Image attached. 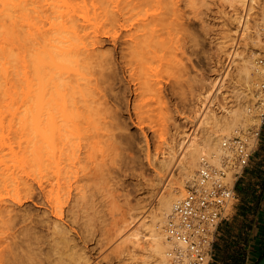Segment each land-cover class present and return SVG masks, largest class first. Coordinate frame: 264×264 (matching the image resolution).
<instances>
[{
  "label": "bare ground",
  "instance_id": "obj_1",
  "mask_svg": "<svg viewBox=\"0 0 264 264\" xmlns=\"http://www.w3.org/2000/svg\"><path fill=\"white\" fill-rule=\"evenodd\" d=\"M27 1L0 0V16L6 19L0 17L3 18L0 21V130L8 123V133L1 131L0 141L7 140L13 132L26 136L25 142L16 146L17 153L12 147H9V153L20 156L19 161H36L38 172L37 178L27 172L30 177L26 174L17 181L12 180V188L0 195V264H89L87 244L95 242L92 247L96 248L102 238V241L109 238L110 235L106 236L109 232L115 237V240L112 236L107 238L110 242L111 238L112 242L114 240L113 248L112 242L101 243L109 244V251H118L129 244L131 250L122 249L120 253L127 252L120 257L131 260V264H176L169 256L173 244L165 239L164 226L173 205L183 198L184 180H192L201 157L218 165L223 155V142L232 133L260 122L254 106L258 86L263 82L264 62L257 63L253 52L245 46L261 49L259 53L264 59V27H261L264 26V0H259L262 6L258 3L261 6L258 21L250 18L255 14L257 0H223L226 5L221 8L222 13L228 21L235 23L238 29L234 32H239L244 45L242 51L234 48L226 52L225 70L218 81L212 79L209 82L192 75L196 78L193 82L186 72L187 61L183 62L186 45L196 44V40L200 43L196 39L199 36L193 33L196 32L194 22L200 27L207 25L196 19L197 15L192 16L194 12L189 14L191 18L184 15L183 9L188 5L193 9L197 0H44L49 4L47 6L53 7L54 14L39 0L36 3H40V10L35 4L32 8L34 14L35 9L40 12L36 13L40 18L26 9L34 2L28 4ZM41 4L46 6L48 13ZM238 8L241 9L239 13ZM26 11L29 18L31 13L36 16L31 17L32 22ZM41 12L45 13L43 17ZM48 14L50 18H47ZM23 20L25 27L28 25L25 21L36 24L31 26L36 31L31 30V33L29 30V34V28L22 27ZM37 23L45 28L41 26L37 32ZM22 31L26 39L21 36ZM185 36H192L189 41L196 40L188 43ZM226 40L220 41L219 50L222 51ZM259 53L256 54L259 56ZM230 75L238 77L240 86L237 84L238 89L232 87L229 95L232 101L215 107ZM189 83L193 85L189 86ZM194 83L199 90L204 86V92L194 90L195 94ZM184 85L192 89L188 98L191 99L193 93L190 106ZM185 101L191 108L190 115L183 112ZM188 107L185 110H190ZM153 109L159 110L156 115L151 114ZM147 113L151 118L159 117L158 123L164 125L160 126L163 132H167L170 124L167 128L165 125L175 114L184 123L183 126L176 125L186 130L180 131L174 125L173 116L170 126L175 131L167 132L171 134L166 138L170 141H164L165 150L159 151L160 157L157 158L155 152L150 153L149 149H154L148 145L145 155V149H142L147 164L145 170L149 168L156 176H159L158 170L167 171L176 181L168 178L163 191L153 193L156 195L153 207L149 211L140 208L136 217L128 213L132 219L127 221L124 214L127 211L123 212L122 207V211L119 209L120 200H125V194L127 198L124 181L126 177H133L135 181L142 179L146 172H142L145 165L139 169L135 166L134 155L141 149L139 147L133 155L134 137L131 138L133 135L130 136L127 130L129 124L139 118L135 127L140 131L138 134L148 140L142 122L144 126L146 124L145 130L158 129L153 120L145 123L144 116L150 118ZM157 113L166 116L167 119L162 118L166 123L160 121ZM151 122L154 123L152 127ZM157 131H149L151 138ZM155 146L152 147L156 152L164 147ZM137 158L139 167L142 160ZM127 201L124 202L128 207ZM97 237H100L99 244Z\"/></svg>",
  "mask_w": 264,
  "mask_h": 264
},
{
  "label": "rangeland",
  "instance_id": "obj_2",
  "mask_svg": "<svg viewBox=\"0 0 264 264\" xmlns=\"http://www.w3.org/2000/svg\"><path fill=\"white\" fill-rule=\"evenodd\" d=\"M24 1H26V0H24ZM31 0H28L27 2H28V4L29 3H32L33 1V4L32 5H30V9H33V10H30V9H28V8H26L27 10H29V11H33L32 13L34 14V8H32V7H34L35 5L36 6H39V4L40 3H36V2H39V0H32L31 2H30ZM43 2H45L44 0H42ZM41 0H40V2H42ZM50 1V0H49ZM49 1H47V2H49ZM203 1V2H202ZM220 1V2H219ZM262 1V0H261ZM261 1H259V0H257L256 2V5L254 6V12H255V17H253L254 15L252 14L251 15V17L250 18H252V19H255L256 21H258L257 19H258V17H259V11H260V9H258V8H260L262 5V2ZM196 2H198V4L196 3V5H195V7L193 8V9H195V10H193V9H191L189 6L190 5H188L186 8H184L183 10V12H184V15H185V17L186 16H188V17H192L193 15H197V18L196 19H199L200 20V22L202 23V21L201 20H203L204 22H206L207 23V25L203 28V27H200L199 25V23H197L196 21L194 22V30H196V32L194 31L193 33L195 34L196 33V37L197 36H199V37H197L196 39H198V40H200V45L202 44V48H200V45L197 43V40L195 41V40H193V41H189V39H192V38H190V37H192V36H185L184 38L186 39V40H188L187 42L188 43H191V42H196V44H198L197 46H196V44L195 43H191L190 45L188 44V45H186V48L187 49H185L184 50V59H183V62L185 63V61H187L186 62V67H187V74L189 73V75L191 76H189L190 77V79L194 82V78H193V76H197V77H202L204 80H207L208 82H209V80H212V79H217V81H218V78H220L221 77V74L223 73V71L225 70V67H226V64H227V62H228V60H226V52H229L230 50H233L234 48H237L239 51H242L243 50V45H244V41H242V39H241V37H239V32L237 31V32H234V30H236V29H238V28H236V26H235V23L234 22H231V20L230 21H228L229 19L224 15V13H222L223 11H222V9H224L223 7L226 5L225 3H224V5H223V0H197ZM218 2V3H217ZM25 3V2H24ZM50 3V2H49ZM195 3V2H194ZM203 3V4H202ZM214 3V4H213ZM258 3H260V5L258 4ZM26 5H27V3H25ZM35 4V5H34ZM44 4V3H43ZM45 4H46V2H45ZM25 5V6H26ZM42 5V4H41ZM47 5H49V4H46V6ZM214 5H216V6H214ZM258 5H259V7H258ZM28 6V5H27ZM45 5H42V7H44ZM45 6V7H46ZM222 6V7H221ZM44 7V11H46V8ZM49 7L50 6H47V8L49 9ZM205 7V8H204ZM36 9L37 8H39V9H37L38 11L40 10V6L39 7H35ZM51 8V7H50ZM53 8V7H52ZM51 8V9H52ZM189 8V9H188ZM203 8V9H202ZM222 8V9H221ZM35 9V14L34 15H36V13L38 12L37 10ZM43 9V8H42ZM41 9V10H42ZM258 9V10H257ZM1 10V9H0ZM187 10V11H186ZM189 10H191L190 12H188ZM212 10V11H211ZM239 10H241V9H239L238 8V13L240 12ZM43 11V12H44ZM50 11H53V12H51V13H53L54 14V9H52V10H50ZM30 12V13H31ZM43 12H41L42 14H40L41 15V17H43V14L45 15V13H43ZM194 12V13H193ZM243 12H244V9H243ZM253 12V13H254ZM27 13H28V15H27ZM31 13V14H32ZM40 13V12H39ZM39 13H37V14H39ZM46 13H48V10L46 11ZM50 13V14H51ZM186 13H187V15H186ZM193 13V14H192ZM202 13H203V15H202ZM214 13V14H213ZM30 14V16L31 17H33V18H36V16L34 17V15L32 16ZM52 14V18H53V15ZM192 14V16H190V15ZM257 14V15H256ZM26 15L28 16L27 18L28 19H31L30 21L32 22V18L30 17L29 18V12H27L26 11ZM25 15V16H26ZM200 17H199V16ZM220 15V16H219ZM24 16V17H25ZM202 16V17H201ZM227 18V20H226V18ZM0 17H3L4 18V16H0ZM37 17H39L40 18V16L38 15ZM45 17V16H44ZM210 17V18H209ZM2 18V19H3ZM27 18H25L26 20H27ZM47 18H50V15L48 14V17ZM218 18V19H217ZM2 19H0V21L2 20ZM5 19V18H4ZM24 19V20H25ZM44 19V18H43ZM42 19V20H43ZM207 19V20H206ZM214 19V20H213ZM6 20V19H5ZM24 20L22 21L23 23H22V27H23V25H24ZM36 21H37V19H35ZM35 20H33V21H35ZM48 20V19H47ZM47 20H44V21H47ZM54 20V18L52 19V21ZM35 21V22H36ZM228 21V22H227ZM3 22V21H2ZM28 25H27V27L29 28V29H27V31L29 32V30H30V32H31V26H33V27H35L36 26V24H35V26L33 25V24H31V23H29V21L27 22V21H25ZM34 22V23H35ZM38 22L41 24V22H40V20H38ZM210 22V23H209ZM219 22V23H218ZM225 22V23H224ZM6 23H8V21L6 22ZM39 23H37L38 25H39ZM47 25L50 23V21H49V23H47V22H45ZM206 23H203V24H206ZM31 24V25H30ZM46 24H44V25H46ZM225 24V25H224ZM29 25H30V27H29ZM47 25H46V27H47ZM224 25V26H223ZM26 25H24V27H25ZM41 26L42 25H39V26H37L38 28H37V32L38 31H40V30H38L39 29V27L41 28ZM210 28H209V27ZM23 27V28H24ZM27 27H25L24 29H26ZM32 27V28H33ZM45 28V26H42V28ZM261 27L263 28L264 26H262L261 25ZM260 26L258 27V30H259V32H261V30H262V28H261ZM22 28V29H23ZM24 29H23V31H24ZM193 29H190L191 31H193ZM223 29H225V30H223ZM230 29V30H229ZM227 30V31H226ZM21 31V30H20ZM23 31L21 32V34L23 33ZM26 31V35L28 34V32ZM36 31V28L34 29L33 28V30H32V32H35ZM223 31V32H222ZM229 31V32H228ZM30 32H29V34H30ZM31 32V33H32ZM206 32V33H205ZM24 33H25V31H24ZM24 33L21 35V36H24V39H26V36L24 35ZM209 33V34H208ZM236 33V34H235ZM28 34V35H29ZM229 34V35H228ZM212 35V36H211ZM31 36V35H30ZM32 36H33V34H32ZM31 36V37H32ZM34 36H36V35H34ZM195 36H193V37H195ZM227 36V37H226ZM29 36H27V38H28ZM187 37H188V39H187ZM222 37V38H221ZM224 37V38H223ZM32 38H34V37H32ZM227 38V40L226 41H224V48L222 49V51L221 50H219V48H217L218 47V44L220 45V41L222 42L223 40H225ZM237 38H238V40H237ZM29 39V38H28ZM209 39H211V40H209ZM212 42H214V43H212ZM218 42V43H217ZM216 43H217V45H216ZM243 43V44H242ZM192 44H194L193 46H192ZM187 46H189V47H187ZM192 46V49L190 48ZM199 46V47H198ZM249 46V47H248ZM195 47H198V48H195ZM232 47V48H231ZM195 48V51L193 50ZM245 48H247L248 49V51H252L253 52V54L255 55L254 56V59L256 60V58H258L257 56H258V54H256V53H259V52H261L262 50L261 49H256V48H253L251 45H246L245 46ZM201 49V50H200ZM254 49V50H253ZM192 50V51H191ZM197 51V52H196ZM199 51V52H198ZM185 52H187V53H185ZM247 52V51H246ZM188 54V55H187ZM192 54V55H191ZM197 54V55H196ZM240 54H241V52H240ZM260 54V53H259ZM190 55V56H189ZM252 57H253V55H252ZM189 58H191V59H189ZM237 60V59H236ZM235 60V62H238V60L236 61ZM192 63V64H191ZM196 64V65H195ZM235 64V63H234ZM193 65V66H192ZM236 65V64H235ZM235 65L233 66V68L235 67ZM196 66V67H195ZM193 67V68H192ZM196 68H197V70H196ZM203 72V73H202ZM184 74V73H183ZM186 74V73H185ZM193 75V76H192ZM219 75V76H218ZM172 77V76H171ZM170 77V78H171ZM185 77L186 78H183V79H185V81L187 80V76L185 75ZM216 77V78H215ZM231 77V78H230ZM166 78V77H165ZM170 78H167V79H170ZM188 80L189 82L191 81V80ZM196 79V78H195ZM230 81H229V80ZM227 80H226V84H225V86H223L222 87V92H221V94H219L218 95V97H217V99H216V106L215 107H217L218 105L219 106H221V105H224V103H226L227 101H232V99H231V97L229 96L232 92H231V89H232V87H236V89H238L239 88V84L241 83L240 81H238L239 79H238V77L236 76V75H230L229 76V78H228ZM170 81H172V79H170ZM185 81H183V82H185ZM191 81V82H192ZM192 82V83H193ZM231 83V85L230 84H227V83ZM233 82V83H232ZM192 83H189V86L192 84ZM184 84H186V85H188L187 84V82H185ZM239 86H238V85ZM193 85V84H192ZM194 85L196 86V88L195 87H193V92H194V90H195V92H197L199 89H198V87L199 86H197L195 83H194ZM230 85V86H229ZM208 86V85H207ZM226 86H228V87H226ZM184 87H186L185 85H184ZM202 88H205L204 86L203 87H200V90H201V92H204V90L202 89ZM226 88V89H225ZM229 88H230V90H229ZM184 89H186V100H187V102H189V106L192 104V102H190L191 101V99L193 98V93H192V97H191V99H188V98H190V91H192V89H190L188 86L186 87V88H184ZM190 89V90H189ZM189 90V92L187 93V91ZM200 90L198 91V93L200 92ZM194 92V93H195ZM200 92V93H201ZM231 92V93H230ZM189 94V95H188ZM195 94H197V93H195ZM189 96V97H188ZM190 100V101H189ZM229 104H231V103H229ZM229 104H227V105H229ZM156 105V104H155ZM188 105L186 104V101H185V107H183V109L185 108V109H187V107H188ZM157 106V105H156ZM153 107L155 108V106H154V104H153ZM159 107V106H158ZM192 107V106H191ZM157 108V107H156ZM162 109H164V107L162 106L161 107ZM165 108H166V106H165ZM170 108V107H169ZM188 108H190V107H188ZM183 110V112H184V114L185 115H190L189 113L191 112V108H190V110ZM193 109V108H192ZM165 110V109H164ZM164 110H162V111H164ZM153 111L154 112H151V114L153 115V113L156 115V111H159V110H154L153 109ZM167 111V110H166ZM186 111V112H185ZM187 112H188V114H187ZM160 113H161V111H160ZM164 112H162L161 114H163ZM169 113H171L170 111H169ZM161 114H158L157 113V116H160V121H162V122H165L166 123V120L165 121H163V117L164 118H166V116H163V117H161ZM164 114H166V112L164 113ZM168 114V113H167ZM172 114H174L173 112H172ZM146 115V114H145ZM147 115H149V113H147ZM184 115V116H185ZM126 116V115H125ZM150 116V115H149ZM168 116H170L171 117V114H169ZM173 116H174V119H175V123H174V125H176V124H178L179 126H183V124L184 123H182V121L178 118V116L175 114V115H172V119H170L171 121L168 123V124H166L165 126H166V128H167V125H171V123H173L172 121H174L173 120ZM143 117V116H142ZM141 117V118H142ZM180 117V116H179ZM182 117V116H181ZM259 117V116H258ZM144 118H146V122L144 121V119H143V121L145 122V123H148V121L150 122L151 120H153V122H155L156 124H154V123H150L149 125H151V124H154V126L158 129V131L157 130H155V128H154V130H153V132H152V130H149V128L147 129V130H145L146 128H145V126H146V124H145V126H144V123L142 122V127L144 128V133H145V137L146 136H148V137H146L148 140H146V139H143L142 137H144L143 135H141V134H138L140 131H138L139 129L137 128V127H135L136 125H137V123L139 122H136L137 120H139V118L138 119H136V121H135V119L133 120V124L131 123V122H128V120L126 121L128 124L129 123H131V124H129L130 126L128 127V129L129 130H127V133L131 136V134L133 135L131 138H133L132 139V142H134V144H135V142L137 143V145L135 144H132L133 145V147L134 148H136L135 149V151H134V149H133V147H132V145H131V147H132V153H133V155H134V153L136 152V151H138V150H140L137 154H140V155H138L139 156V158H140V160H142V161H140V162H142V163H144V164H142V163H140L139 165V167H137L138 165V163H139V161H138V156H137V154H135L134 156H135V161L137 160V162H135V166H136V168L137 169H139L140 167L142 168L144 165V167H143V171L142 172H144V170H145V167H147V164H146V162H144L145 160L143 159V155H142V152H143V150L142 149H145L144 151H145V153H144V155L146 154V152H147V150L149 149V148H153L154 149V151H152L151 149H149V151H150V153L151 152H155L154 154H155V156L158 158V156L160 155L159 154V151L160 152H164V150H165V143H167L168 141H170V139L168 140V139H166L167 138V135H169L170 137H171V134L175 131L174 129H173V127L172 126H170L169 125V127L168 128H170V129H168L167 128V132L170 130V132H171V134H169V133H167V132H163V130H161L160 129V126H164V125H160L159 123H158V118L159 117H156L155 116V118H154V116H153V118H151V116H150V118H148L147 116H144ZM149 120H148V119ZM157 118V119H156ZM167 119V118H166ZM178 119V120H177ZM125 120H126V118H125ZM177 120V121H176ZM135 121V122H134ZM140 122V123H141ZM161 122V123H162ZM168 122V121H167ZM136 123V124H135ZM6 124V125H5ZM4 124V126H3V130H0V132L2 131V132H6L5 134H7L8 133V127H7V122ZM135 124V125H134ZM158 124V125H157ZM178 125H176V127L181 131V129L183 128V127H181V128H179L178 127ZM259 125H260V122L258 123V125H253V126H248V127H246L245 129H241L240 130V132H242V133H245V134H248L249 136H253L256 132H257V129H258V127H259ZM134 126V127H133ZM189 126V125H188ZM188 126L186 127V128H188ZM254 126H256V127H254ZM7 127V128H6ZM151 127H152V125H151ZM161 127V128H162ZM7 129V130H6ZM171 129H172V131H171ZM177 129V130H178ZM6 130V131H5ZM136 130V131H135ZM178 130V131H179ZM183 130H186V129H182V131ZM243 130V131H242ZM247 130V131H246ZM138 131V132H137ZM149 131H151V133H154V132H156L157 131V133L155 134V136L154 137H152L151 138V135L152 134H150V132ZM244 131H246V132H244ZM249 132V133H248ZM150 134V135H149ZM233 135H235L234 133H232ZM14 135V136H13ZM18 133H12V134H10L8 137H7V140H3V142L2 141H0V143L2 142V145H0L1 146V148H0V175L2 176H0V195H1V193L2 194H4L5 192H6V189L7 190H9L10 188H12V186L11 185H13V182L14 181H17V180H19L21 177H25V175L27 174L28 175V173H29V175L31 176L32 175V178L34 177V178H37V176H36V172H38L37 171V163H36V161H31V160H22V161H19L18 159H19V157H18V155H16V156H14L13 154L12 155H10L11 153H9V147H12V149H13V152L15 151V153H17L16 151H18V149L16 150V146H17V148H18V146L19 145H21V144H23L24 142H25V140L27 139V137L26 136H21V135H19ZM154 135V134H153ZM233 135H230L229 137H232ZM17 136H18V140H17ZM141 136V137H140ZM168 136V137H169ZM10 137V138H9ZM12 137H15V138H12ZM19 137H20V139H19ZM25 138V139H24ZM139 138V139H138ZM140 138H142V139H140ZM14 139V140H13ZM16 139V140H15ZM153 139V140H152ZM164 139V140H163ZM21 140V141H20ZM138 140V141H137ZM166 140H167V142H166ZM14 141V142H13ZM15 141H17V144H15L16 142ZM19 141V142H18ZM24 141V142H23ZM146 142V143H144V142ZM164 141H165V143H164ZM12 143H14V144H12ZM138 143H140V144H138ZM148 143V144H147ZM156 143V144H155ZM157 145L158 144V148H160L159 147V145H161V146H163L164 145V147H161V150H162V148H163V150L161 151V150H158L157 149V152L155 151V148H157L155 145ZM7 145V146H6ZM144 145V146H143ZM147 145L148 146H150L148 149H146V147H147ZM14 146V147H13ZM136 146V147H135ZM137 146H138V148H137ZM152 146H155V148L154 147H152ZM4 147H5V149H4ZM139 147H140V149H139ZM2 148H3V150H4V152H3V150H2ZM6 148H8V149H6ZM138 149V150H137ZM7 151V152H6ZM11 152V151H10ZM141 152V153H140ZM1 153H3V154H1ZM5 153V154H4ZM14 153V154H15ZM153 154V153H152ZM156 154H158V155H156ZM142 155V156H141ZM137 156V157H136ZM142 157V159H141V157ZM202 156H204V155H202ZM9 157V158H8ZM11 157V158H10ZM13 157V158H12ZM14 157H15V160H14ZM160 157V156H159ZM8 158V159H7ZM1 159H3L2 161H1ZM13 159V160H12ZM16 161V162H15ZM18 161V162H17ZM13 162V163H12ZM15 162V163H14ZM22 162V163H21ZM29 162V163H28ZM35 162V163H34ZM17 163V164H16ZM18 164H19V166H18ZM24 164V165H23ZM9 165V166H8ZM17 165V166H16ZM33 165H35V166H33ZM16 167V168H15ZM23 167V168H22ZM33 168V170H32V168ZM31 170H30V169ZM22 171H21V170ZM147 169V168H146ZM35 170V171H34ZM141 170V169H140ZM10 171V172H9ZM20 171V172H19ZM30 171V172H29ZM146 172H145V175L146 176H148V177H146L145 175H143V178L141 179V178H139L137 181H135L136 179H134L133 177H126V180L124 181V183H125V189H127L126 190V192H127V198H126V194H125V200H124V198H123V200H122V202H124V201H126V200H129V201H127V203H128V207H130V208H128L127 207V205H126V203L125 204H123L122 202H121V200H120V207H119V209H120V211H122L123 209V212H125V210L127 211L126 213H124L125 214V218L127 219V221H130L131 219H132V217H136V215L139 213V210H141V209H147V211H149L148 209H150V207L152 208L153 206L152 205H154V199H155V196L156 195H154L153 193H155V194H157L158 192L157 191H161L162 190V188L163 187H165V183H167V180H169V179H174L173 177L172 178H170V176L168 175V172L167 171H163V170H158L159 172H158V175L159 176H156V175H154V173H153V171H151L149 168L147 169V170H145ZM160 171H161V173H160ZM195 171H197V168L195 169ZM5 172V173H4ZM22 172V173H21ZM28 172V173H27ZM162 172H165V174L164 173H162ZM18 173V174H17ZM147 173V174H146ZM38 174V173H37ZM153 174V175H152ZM195 174H196V172H195ZM195 174H194V176H195ZM26 175V176H27ZM28 175V176H29ZM150 175V176H149ZM5 176H6V178H5ZM13 176V177H12ZM17 178H16V177ZM19 176V177H18ZM21 176V177H20ZM29 176V177H30ZM36 176V177H35ZM144 176H145V179H144ZM153 176H155V177H153ZM157 177V178H156ZM5 178V179H4ZM19 178V179H18ZM129 178H131V179H129ZM169 178V179H168ZM133 179V180H132ZM141 179V180H140ZM151 179H153V180H151ZM9 180H10V182H12V183H10L9 182ZM12 180H14V181H12ZM142 180H144V182L142 181ZM171 180V181H172ZM126 181H128L129 183H127ZM132 181H133V183L135 182V184H133L132 185ZM139 181V182H138ZM148 181L150 182V184L148 183ZM176 180L174 179V182H175ZM143 182V183H142ZM151 182H152V185H151ZM189 181L188 180H184V183H183V185H182V190H181V192H182V197H183V195L185 194V187H186V185H187V183H188ZM137 183H139V185L137 184ZM148 183V184H147ZM2 184L4 185V186H2ZM11 184V185H10ZM185 184V185H184ZM135 185V186H134ZM140 185H143V186H140ZM6 186H8V187H6ZM127 186H131V187H133L132 189H131V187L129 188H127ZM139 186V187H138ZM146 186V187H145ZM2 187V188H1ZM10 187V188H9ZM136 187V188H135ZM164 189V188H163ZM138 190V191H137ZM140 190V191H139ZM3 191H4V193H3ZM129 191V192H128ZM153 191V192H152ZM163 191V190H162ZM125 192V193H126ZM131 194V195H129V194ZM152 193V194H151ZM134 195V196H133ZM153 195H154V197H153ZM129 196H131V197H129ZM129 197V198H128ZM131 199V200H130ZM133 199V200H132ZM135 199V200H134ZM153 199V200H152ZM181 199V198H180ZM152 202H151V201ZM28 203V202H27ZM149 203H151V204H149ZM153 203V204H152ZM30 204V203H29ZM129 204H131V205H129ZM135 204V205H134ZM123 205V206H122ZM144 205V206H143ZM146 205V206H145ZM123 209H122V208ZM143 207V208H142ZM147 207V208H146ZM149 207V208H148ZM134 208V209H133ZM136 208V209H135ZM138 208V209H137ZM141 208V209H140ZM128 209V210H127ZM130 209H131V213H130ZM144 209V210H145ZM134 210V211H133ZM137 210V211H136ZM129 211V212H128ZM132 214L131 216V218H130V216H128L129 214ZM134 214V215H133ZM127 216V217H126ZM130 218V219H129ZM107 232V231H106ZM105 232V233H106ZM113 234V232H109V234H107L106 236H109V238L112 236L113 238H114V240H115V237H114V234ZM102 237H103V235H102ZM98 238H100V237H97V239ZM104 238H106V237H104ZM108 238V237H107ZM104 239V241L106 240V241H108L107 243H111L112 242V238H111V242L108 240V239ZM103 240V238L101 239V242H104V241H102ZM114 240H113V242H114ZM99 241V239L97 240V242ZM97 242H96V245H98L99 244V242H98V244H97ZM100 242V245L102 244ZM113 242H112V244H110L111 245V247L113 246ZM106 243V242H105ZM105 243H103L104 245H106ZM90 244V245H89ZM95 245V242L93 243V242H90V243H88L87 244V252H86V254L89 256L88 258L90 259L89 260V264H91L92 263V261H94L92 264H131V260H125V258L123 259L122 258V256L120 257V255H125V253L127 252V250H123V251H126L125 253H120L121 252V250L122 249H127V248H130V249H128V251L129 250H131V247H128L129 246V244H127V245H124V247L125 248H123L122 247V249H118V251L117 250H115V249H113V250H115L116 252H118L119 253V255H118V253H115V251H111V249H110V251H109V249H108V247H110L109 246V244H107L108 246H104L103 247V244L101 245L102 246V249L99 247L100 245H98V246H95L96 248H93L92 247V245ZM93 245V246H94ZM92 247V248H91ZM91 250H90V249ZM113 248V247H112ZM93 249V250H92ZM95 249V250H94ZM101 250V252H99V251ZM95 251V252H94ZM97 251V252H96ZM98 252L101 254V258H98V257H100V254H98ZM96 256H95V255ZM98 255V256H97ZM117 256L119 257V262H117ZM137 257H139V255H137ZM97 258V259H96ZM97 261V262H96ZM124 261H127V262H124ZM96 262V263H95Z\"/></svg>",
  "mask_w": 264,
  "mask_h": 264
},
{
  "label": "built area",
  "instance_id": "obj_3",
  "mask_svg": "<svg viewBox=\"0 0 264 264\" xmlns=\"http://www.w3.org/2000/svg\"><path fill=\"white\" fill-rule=\"evenodd\" d=\"M257 63L264 59L259 54ZM263 82L258 86L254 109L264 121ZM256 134L239 132L222 144L223 155L218 165L201 157L195 176L185 187L164 226L165 239L173 244L169 251L176 264H209L215 232L234 201V182L247 165Z\"/></svg>",
  "mask_w": 264,
  "mask_h": 264
},
{
  "label": "crops",
  "instance_id": "obj_4",
  "mask_svg": "<svg viewBox=\"0 0 264 264\" xmlns=\"http://www.w3.org/2000/svg\"><path fill=\"white\" fill-rule=\"evenodd\" d=\"M263 256L264 121L234 182V201L215 232L209 264H257Z\"/></svg>",
  "mask_w": 264,
  "mask_h": 264
},
{
  "label": "water",
  "instance_id": "obj_5",
  "mask_svg": "<svg viewBox=\"0 0 264 264\" xmlns=\"http://www.w3.org/2000/svg\"><path fill=\"white\" fill-rule=\"evenodd\" d=\"M257 264H264V256L259 260Z\"/></svg>",
  "mask_w": 264,
  "mask_h": 264
}]
</instances>
